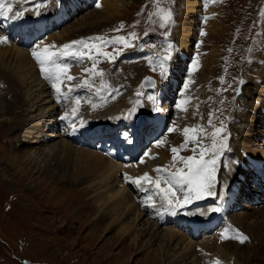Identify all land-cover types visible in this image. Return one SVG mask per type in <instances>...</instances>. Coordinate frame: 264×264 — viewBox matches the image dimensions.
I'll return each instance as SVG.
<instances>
[{"label": "rangeland", "instance_id": "obj_1", "mask_svg": "<svg viewBox=\"0 0 264 264\" xmlns=\"http://www.w3.org/2000/svg\"><path fill=\"white\" fill-rule=\"evenodd\" d=\"M15 1L14 4L16 6H20L25 3L24 6H22L23 8L20 7V9L27 8L29 12L33 10L43 11L44 9L42 8L49 9L53 4H57V0H47L41 3V7L37 9V7L35 8V5H33V0ZM80 1L81 3L86 2L89 5L88 9L78 12L80 9H76V7H79L80 4H76L72 11V14L75 12L76 15H72L74 17L70 18L71 12L68 13L67 18L64 19L61 27L59 25L54 29V31L61 29L64 31V33H71L73 30L76 32L80 31L81 29L92 30V32L87 33V36L85 37H81L84 35L83 33H77L76 35L78 36L76 38L75 35V37H73L74 40H79L81 38H86L93 35H104L106 37L126 35L129 32L135 31L140 37V39L136 42L138 45L136 48L148 51H146V53H144V51L138 50L127 51L122 56L118 57L115 64L109 63L107 60L101 57L97 67L99 69H103L106 74L104 80L109 85L108 89L104 91L103 96L108 97V93L111 92L112 89H118V96H123L127 103L130 104V107L125 111L126 114L127 111L134 106V102L137 99L136 92L139 89L144 93V95L139 97L142 105L138 106V109L144 110L145 107L147 108L151 105L152 107L154 105L155 108L160 109L167 106V114L165 113L167 124L165 121L164 124L170 125V122L173 121L179 126L180 129H183L186 125L197 123L207 124L208 113L210 111L219 109L220 111L216 112L218 119L215 122L217 126H219L220 120L225 121L227 124V131L231 133L229 144L232 154L233 148L236 147L238 150L237 153H234V155H239L242 162L250 161L264 164V154H262L264 153V148L261 151L263 157L255 156L252 153L253 150L258 149L260 145L264 147V111L259 105V103L264 104V63H261L264 62V50H262L264 49V24H259V26L253 27L254 22H258L260 19L261 9L264 8V0H199L202 4V8L199 21L197 22V27L200 29L201 24L205 21L203 17H207V8L208 6H211L213 9L217 10V21L219 28L215 31L205 32L206 35L203 36H201L199 33L197 40L193 39V41L190 42H193V45L191 50L183 58L182 62L179 63L176 59V55H174V59L171 62L169 77H172L171 80H174L175 82L169 83L168 79L163 84L159 78V71H152V68L149 66L147 60L144 59L146 55L159 50L158 46L163 39L159 35L160 29L158 26L151 24L148 20L149 12L153 11L152 0H119L122 3L119 7L120 10L118 14L112 16L111 18L98 17L97 19H92L91 24H85L84 28L80 27L81 29L77 24L79 20H81L87 14H100L98 13L100 11L95 6L99 0ZM14 4L13 7L17 8ZM172 11L175 14L176 26L172 29L171 40H173L175 44L178 45L179 40L176 41V38L182 25V0H174V3L172 4ZM2 21H5V17L4 20L2 19ZM137 21H139V23H137ZM121 23L124 24V28L120 32L113 31V29L119 28ZM34 28L36 27H30L26 30L29 31L28 33H31L34 31ZM153 29H155V31H153ZM6 32L7 28L2 30L0 29V33L5 34ZM51 32L52 27L47 26L42 32H40L41 34L38 33L34 37L30 35L32 41L27 44V46L32 47L39 42L46 40L45 38H47V35L49 36L53 34V32ZM145 32H148L147 36L144 35ZM28 33L27 31L23 33L24 40H26ZM6 34L9 40L13 42H17L16 38H19V35L22 36V34H18V31L13 32L12 36H10L9 33ZM57 41L59 40L57 39ZM19 42L20 38L18 40V43ZM18 43L17 46H22L21 42L19 44ZM149 45H157V48H151ZM250 47L253 49L251 54L248 51ZM112 48L113 46H109L105 49V51L111 52ZM229 49L232 51L229 52ZM249 56L251 57L252 62H248ZM190 58L192 60L198 59L199 64L197 70L191 74V79L194 81V83L186 92H184L183 83L188 78V70L191 66V63H189L191 62ZM10 64L11 66L13 65L11 62L9 65ZM91 64L92 62L89 60H85L82 63L78 62V71H80L74 80V82L76 81L75 83H79L78 81H80L82 78L89 76V74L85 73L83 69L90 68ZM133 68H137L139 73L138 76H136V74L133 72ZM3 69L7 70L3 66H0V264H113L109 256H112L114 253H116V251L117 253L120 251V248H118V245L116 244L117 240L114 242L115 246H113L110 250H108V248L97 250V248H99L98 246L101 244H98L97 241H107L113 236V238L117 239L115 233L117 230L116 227L113 226V228H111V230L114 231H110V233H112L111 236L110 233L106 231L102 233L98 239L91 240L89 236L91 235V226L85 225L84 228L83 221H81L84 220L86 222L87 220L96 217V210H102L96 205L97 195H95L96 192L100 191V189H97L100 185L91 183L85 187L84 184H81L78 189L76 187L74 188L70 176H67V174L63 175L62 173V170L65 169L62 168L60 170H56L55 168H57L58 164L56 163V166L54 167L55 162L45 156V151L49 145H53L55 143H57L55 145H58V143L60 144L62 142V134L64 133L62 125L59 122L57 123L54 121L56 122L57 127L55 129L51 127L49 130L45 132L43 131L42 135L44 136L39 135L40 137L35 139V135L33 136L32 133L31 135H28L32 129V117L34 115L36 116L43 115L45 113H54V115L50 117L51 119L47 121L59 119L58 116L67 113L65 110H69L68 107L70 106V101H72L71 98L74 99L76 96H79L81 97V100H83L84 98L90 97L94 101H97L98 97L95 96L94 91H90L87 88H80L78 93L73 95L69 94V99H66V101L62 100L61 102L56 101L57 103H54L52 99L54 100L53 97L55 91H51L46 87L51 84L45 82L46 86H44L37 85L36 81L29 83V81L34 79L33 76L36 77L38 73L35 69L30 70L29 76H27L25 81H23L24 83H17V85H13L12 81H8V75H10V72L1 71ZM145 75L154 76L158 82L157 86L166 85L167 87L165 92L161 95V98L155 101V104L152 103V101H149L147 96H156V93L146 92L153 89L144 90L141 88L140 80ZM10 76L15 79L14 73H12ZM3 77H5V79ZM221 77L223 78V81H221ZM239 77L244 78L246 83L243 85V88L241 87L242 94L236 96L233 89L237 87V80ZM94 84L96 87H99L101 85V79L97 77L94 80ZM238 87H240V85H238ZM39 89L40 91L42 89L46 94L41 95V93H43L42 91L38 93ZM218 89L227 90L217 91ZM182 92L188 93V96L194 97L193 100L195 103L192 102V110L195 111L196 105H199V113L203 116V119H201L200 115H197L196 117H191L189 121H184L186 120V117L183 115L184 112H180L175 108V104L178 100L186 98V96L181 95ZM17 93H22L21 97H16ZM234 96L235 99H233ZM34 97H38V104L37 102L35 104L32 103ZM260 97H263V100H261ZM48 98L50 100H47ZM107 99H109V102L112 101L110 97ZM20 101H22V103H19ZM221 101H223V103H221ZM15 103L20 106L19 109L22 112V120H25L24 123L27 130L25 137L21 138L16 133L19 130L16 131L15 129L17 122H15V118H13L14 113H12V115L10 113L11 104ZM63 106L65 107L63 108ZM252 107L254 108L256 118L249 126L247 133H244V128L246 129V126L249 124V122H251L250 116L253 114H251L250 111L253 109ZM31 108L32 111L30 110ZM34 111L35 113H32ZM43 121L44 119L42 122ZM36 122L38 123V121ZM155 127L158 128L157 131L159 133L154 131ZM140 128L142 131V141L146 139L148 134V138L143 150H148L151 148L152 145L155 144L156 140L161 138L165 139V137L162 135L163 132L165 133V131H163L162 128L160 129L157 124L153 125L147 122L142 124ZM22 131L25 132L24 130ZM115 133L119 134L118 131ZM48 134H55L56 136L50 137ZM78 134L79 135L77 139H79V137L80 139L75 140V143H79V145L83 146H86L90 143L88 137H82L80 133ZM157 134L161 137L158 138ZM150 135L155 136L153 138L155 141H151L152 137H150ZM149 141H151V143L153 142L150 144V146L148 145ZM169 142L172 143L167 139V143ZM205 142L207 143V141ZM20 151L26 152L30 157L27 159L26 157L23 158V165H20L18 158L15 157ZM168 151L171 153L170 150ZM191 154L192 153L188 151L186 155ZM232 154L229 155V153L227 154V152H225V154L221 157L218 172L219 182H221L222 178H224V173L228 171V159L230 156L233 157ZM141 156L142 154H140L139 158ZM155 160V158L154 160L152 158V161ZM45 166L50 167L51 170L55 172L54 174L56 178H58L56 179L58 183L54 186L55 188L53 185L52 187L46 186L45 189L42 188V183L40 185V182L37 183L34 181L31 178L32 174L26 177L24 175V171L22 170L23 168L25 169L31 167L33 171L36 168H38L39 171H43L45 170ZM159 167H161V165H159ZM251 170L252 169L249 168V166H246L244 170L239 171V175L243 178L241 180L244 182L245 186L241 188V183L229 184V189L222 198L224 199L225 207L221 208L220 213L222 216L221 220L219 221H224V217L228 221L225 219L223 226L219 228L218 226L220 223H217V226L212 229H208L209 231L206 229V231L203 229L202 231L200 230L197 233V238H195L198 242V240L202 237H213L216 235L215 237L220 240V236L218 235L221 234L223 229L229 228L227 226L229 224H231L229 225L231 226V229L241 230L238 228V223L233 219L236 214H244V217L251 216L249 219L244 220L243 223V233L249 237L248 241L241 244L236 239L225 240L226 243L233 242V244L232 252H230L231 254L225 253V259L227 261H225V263L221 261L222 264H229V262H231L230 264H264V259H261L258 256L256 257L252 252H250L248 255H244L239 249L242 246L250 250L255 246L256 252H258L259 241L253 237L251 232L252 230L259 229L260 226L264 228V219L262 220L259 217V215L264 216V212L262 214L258 212L259 208H264V198L261 196H256L259 195L260 192L257 193V188H254L255 185H253V183H259L260 181L254 178L253 171ZM56 173L58 174L56 175ZM249 174L251 175L250 179L248 176ZM33 177H35V175H33ZM110 183L113 188L117 186V184L112 181ZM238 185H240V189L238 188ZM128 187L129 195H136V192H134L135 188H133V186L131 188L130 186ZM246 188L253 192L254 198H261H258V200H254V198H252L249 199L248 202H240L238 200L240 197V192L245 194ZM231 189H234L235 194H237L234 196L235 198L233 200L230 198L232 196V194H230ZM216 199L217 196L214 200L204 199L197 202L195 205H190V207L187 205L180 211L182 212L186 210L188 212H199L201 214L202 212L204 213L208 207L215 205L213 202ZM88 205H91L93 208L91 214L89 212L87 213L86 211V207H88ZM227 205H229V207ZM232 208L234 209L232 210ZM230 210H232V212ZM228 211L229 213H227ZM253 214H255V216ZM209 215L210 213L203 214V216ZM212 217L213 216H211L210 219H212ZM133 219L136 220V223H134L136 224L135 230H133L134 232H132L131 235L123 237V241L129 245L131 242V237L136 232L139 233V236L137 237L138 239L141 238L143 241L147 239L146 243L149 242V240L154 241L149 238V235L151 237L155 229H159V224H156L157 226H154L153 228L151 223H154V221H152L153 219H147V216L144 215L136 218L134 215H131V217L128 219L129 223H131ZM166 223L168 224L163 225V227L170 226L169 223L171 222L168 220ZM233 223H235V226ZM177 227L175 228L179 229L180 225ZM187 229L188 226H185V228H181V231L184 232ZM228 235H233L231 230L229 231ZM179 238L180 236H176V239ZM259 239L264 240V231L261 233ZM152 246V250L149 251L152 253V256H155L153 253L156 252H158L159 255V250L157 251L156 245L152 243ZM163 250L165 251V248H163ZM181 250L182 245L179 246L175 252L183 254ZM198 252H194L195 254H192L194 258L192 255H188L186 258H181L179 256L180 259L184 260L183 263H181L180 259H177L174 262L176 264H204L198 259ZM97 255H99L102 260L108 257L107 261H101ZM142 257L143 256L140 254H130L129 257H126V259L128 258L126 260L125 256H121V258L115 261L114 264H149L150 261H153L146 259V263L144 260L139 262V259ZM204 257L208 260V263L206 264H212V261H215L214 258H211L207 255H204ZM163 263L164 262H161V264Z\"/></svg>", "mask_w": 264, "mask_h": 264}, {"label": "bare ground", "instance_id": "obj_2", "mask_svg": "<svg viewBox=\"0 0 264 264\" xmlns=\"http://www.w3.org/2000/svg\"><path fill=\"white\" fill-rule=\"evenodd\" d=\"M56 2L57 4H53L49 9L42 8L44 9L43 11L33 10L29 12L27 8L20 9V8L13 7V13L9 14L8 18H5L6 28H7L6 33H9L10 36H12L13 32L15 31H18L20 33H24L25 31L29 32L26 29L30 27L31 28L36 27L35 29L37 33H40L45 29V27L50 26L51 24H54V29L58 27L59 25L61 27L62 22L64 21V19L67 18V14L73 11V8H75L76 4L81 5L80 0H57ZM97 3L101 5L99 8L97 7L100 11L98 13L100 14L93 13L94 15L91 14L92 17L90 14L85 15L81 20L77 22L79 28L80 27L84 28L85 24H91L92 19H97L98 17L111 18L112 16L118 14L120 10L119 7L122 2L119 0H99ZM182 6H183L182 25L180 27V30L176 38V41L179 40L178 45L176 44L178 48V56H176V59L178 60L179 63L182 62L183 58L191 50L193 42L192 43L190 42L193 41V39L197 40L201 30H203L204 32H208V31L211 32L219 28L218 21H217L218 20L217 10L213 9L211 6H208L207 8V11H206L207 20L201 24L200 29L197 27V22L199 21V16L201 13V8H202L201 2L199 0H182ZM17 11H24V15L15 20L11 19V15H13ZM37 12H39V15H37ZM2 19L4 20V16H0V21H2ZM50 27L53 28V26H50ZM89 32H92V30H82L81 29L80 31H77V32L73 30L71 31V33H67V32L64 33V31H62L61 29L55 30L53 34L49 36L47 35V38H45L46 40L42 39L43 41L39 42L38 44H40L41 46L48 45V44H55L57 47H59L60 45L73 41L74 40L73 37H75L77 33L78 34L83 33L84 35L81 37H85L87 36L86 34ZM6 33L5 34L0 33V36H6L7 35ZM77 36L78 35H76V38ZM24 37H25V34H24ZM57 39L59 41H57ZM31 40L32 38L28 34L26 40H24L23 38V40L21 41L22 46L20 47L17 46L18 40L17 42L15 41L13 42L9 40V38L6 43H0V66H3L5 69L8 70L7 71L3 69L1 71L10 72V75L14 73L15 79L11 77L10 75H8L9 76L8 81L9 82L12 81L13 85H17V83L21 84V82L24 83L23 81H25L26 77L29 76L30 70L32 69H35L38 73L36 77L33 76L34 79L32 81H29V83L36 81L37 85L46 86L45 85L46 83L51 84V82L46 80L45 77L41 74L39 65L37 64L36 60L33 58L31 54L34 46L32 47L27 46V44H29ZM64 59L66 60V62L72 65L69 70V74L74 77H77L78 76L77 74L80 71V70L78 71V68H79L78 62L73 60L72 58H64ZM10 62L13 64L12 66L11 64L9 65ZM132 70L136 74V76L139 75L137 68H133ZM3 78L5 79V77ZM168 79H169L168 80L169 83L175 82L174 80H171L172 77H169ZM75 82L71 81V82H66V83L76 84ZM46 87L49 88L51 91H54L51 85H48ZM166 88H167L166 85L164 86L158 85L156 89L148 90L146 92L156 93V97L158 96L157 100H159L161 98V95L165 92ZM79 89L80 88L75 89V91L70 94L73 95V94L78 93ZM41 91L43 92L42 89ZM41 91L39 89L38 93ZM104 91H102L101 95L104 94ZM21 94L17 93L16 97H21ZM44 94L46 93L45 92L41 93V95H44ZM184 96L188 97V93H184ZM53 98L54 100L52 99V101L54 103H57L55 94ZM33 99L34 100L32 103L35 104L37 102L38 104V101H39L38 97H34ZM47 100H50V99L48 98ZM71 100L72 101H70L71 102L70 106L69 107L67 106L69 110H65L67 112L65 113L67 114L66 119H62V117H64L65 114H61L60 116H58L59 119H55L51 121H47V120H50L51 119L50 117L54 115V113H49V114L45 113L43 115H36V116L34 115L32 117V120H33L32 126H31L32 129L28 128V129H31V131L29 132L30 134L28 133V135H31L32 133L33 136L35 135V139L39 138L40 137L39 135H42L43 131L45 132L49 130L51 127L55 129L57 127L56 122L57 123L59 122L63 127L64 133L62 134V137L64 140L62 139V142L60 144L58 143V145H55L57 144L55 143L53 145H49L48 148L46 147L47 150L45 151V156L47 158L52 159L55 162L54 167L56 166V163L58 164L57 168H55L56 170H60L62 168L65 169V170H62L63 171L62 173L63 175L67 174V176L68 175L70 176L71 182L73 183L72 185L74 188L76 187L78 189V187L81 184H84L85 187L86 185H89L91 183L95 185H100L97 188V189H100V191L96 192L95 195H97L96 205L100 207V209L102 210L101 211H99L98 209L96 210V215H95L96 217L89 219L86 222L84 220H81V221H83L84 228H85V225L91 226V235H89L91 240L98 239L99 236L106 231L108 233H110V231L114 232L113 230H111L113 226H115L117 229L115 232L117 239L113 238L114 237L113 236L111 239L107 241L98 240L97 243L98 244L101 243V244L98 246L99 248H97V250L106 249V248L110 250L113 246H115L114 242L115 240H117L116 244L118 245V248H120L119 249L120 251L118 253L116 251V253H114L112 256H109L113 264L115 261L119 260L121 256L123 257L125 256V259H126V257L130 256V254L131 255L133 254L142 255L143 257L139 259V262L142 260L145 261L146 259H148V260H153V261H150L149 264H161V262H164L165 264H176L174 261H176L177 259H180L179 256L181 258H186L188 255L195 254L194 252H198V251H199L198 259L200 260V262L204 264L208 263V260L204 257V255L214 258V260L218 258L220 261L225 263V261H227L225 259V256H226L225 253L232 252L233 242L226 243L225 240L222 241L220 237H219L220 240H218L215 237L216 235L213 237L212 236L204 237V238L202 237L201 239L198 240V242L196 241L195 238H197L196 237L197 233L200 230L202 231V229L204 230L212 229L215 226H217V223L221 222L219 221L221 220V216H222L220 211L211 212L209 211V209L212 207H220V209L225 207L224 199L222 198L227 193L229 189V184H233V183L243 184L244 183L241 180L243 178L239 175V171L244 170L246 166H249V168L252 169L251 171H253L254 178L260 181L259 183L258 182L253 183V185H255L254 188H257V193L260 192V194L256 196L262 195L261 191H264V187H263L264 185V164L250 162V161L242 162L239 155H234V153H237V150H238L236 147H234L233 154H232L233 157L230 156L231 158L229 157L228 159L229 161V164L227 165L229 166L228 171L227 172L225 171L226 173H224V178H222V181L219 182L216 186L217 188L216 191L218 193V196H217V199L213 202L215 203V205H212L208 208L206 207L207 210L204 211V213L202 212L200 214L199 212H188L186 210L181 212L179 210L176 215H172L171 213L164 211L163 209L160 208V198L158 196L157 197L154 196V199L156 201L155 209L151 207H146L143 205V201L146 199L148 195L151 194V192H145L142 189L138 188L136 185L125 182L123 174L127 173L130 176L135 177V176H140L143 173L147 172L151 176L155 177L157 173L153 170L157 168L159 165H161V167L170 166V161L172 159V153H169L168 150H170L171 146H174L175 144L179 145L183 141V137L178 132H173V133L167 132V129L173 125L172 123L173 121L170 122L171 123L170 125L164 124V119L166 118V114H167L166 113L167 106L161 109L158 108L159 111H153V108H155L154 105L153 107L152 105L147 108L145 107L144 110L142 109L140 110L137 108L136 114L131 119H123V118L117 119V117H121L122 113L125 114V111L130 107L129 106L130 104L127 103V101L124 99L123 96L116 95V98L114 100L112 99L111 102H109V99H107V102L104 103L102 107H99L96 110H92L90 104H86L83 102V100H81L80 110L76 114V116H72L71 114V109L73 107V99L71 98ZM261 100H263V97L261 98ZM94 102L99 103L100 102L99 98L97 101H94ZM192 102H194V100H192ZM192 102L189 105L188 112L183 113V115L186 117L185 118L186 120H184L185 122L189 121L190 118L193 117V110H192L193 103ZM19 103H22V101H20ZM259 105L260 107L263 108V111H264V104L259 103ZM64 107L65 106H63V108ZM19 108L20 106H18L16 103L11 104L10 113L11 115L12 113H14L13 118H15V122H17V126L15 129L16 131L19 130L16 133L21 138V137H25L27 130H26L25 123H24L25 120L24 119H23L24 121L22 120V112ZM32 108L30 109L31 111H32ZM32 113H35V111ZM250 113L253 114L250 116L251 122H249V124L246 126L247 127L246 129L244 128V133L245 132L247 133L249 126L252 124V122L256 118L254 108L250 111ZM81 118H83V120L86 122L83 127H80ZM43 119L44 121L42 122ZM36 121H38V123ZM147 122L153 125L157 124L160 129L162 128L163 131H165V133L163 132L162 135L168 140H170L172 143L170 142H169L170 144L166 143L165 145L161 147H156L155 144H153L152 147L149 148L148 150H143V147L145 146L147 138H148V134L146 136V139L142 141L143 138L141 139L142 131H141L140 126ZM73 123H75L76 125L78 124L77 125L78 130L75 132H73V129L71 127ZM181 124H184V123H181ZM135 128H136V131H135ZM154 129H155L154 131L158 130V128L156 127ZM22 130H24L25 132H23ZM117 131L119 132V134L115 133ZM78 133H80L82 137H89L90 144L83 146V145H79V143L78 144L75 143L74 138L76 140L80 139V137L79 139H77L79 135ZM124 133H127L128 138L131 140V142L126 141L125 136L123 135ZM48 136L55 137L56 135L48 134ZM263 148L264 147L260 145L258 149L253 150L252 153L255 156L263 157L262 154L264 153L261 154V151L263 150ZM146 151L150 152V155L147 157L144 156V153ZM187 153H188V150H182L180 154L186 155ZM140 154H142V156L139 158ZM15 157L18 158L20 165H23L22 161L24 157H26V159L30 158L26 152H21V151L18 154H16ZM142 157L145 160V163L143 164L139 162V159H141ZM152 157H155L156 160L152 161ZM177 166H181V165L178 164ZM22 170L24 171L25 173L24 175L26 177L32 174L31 178L37 183L40 182V185L42 183L41 187L44 189L46 188V186L52 187L53 185L54 187L58 183V181H56V179L58 178H56L54 174L55 172L51 170L50 167L45 166V170L43 171H39L38 168H36L33 171L31 167L25 168V169L23 168ZM171 170L175 171V168H172ZM58 173H56V175ZM33 175H35V177H33ZM111 181L116 183L117 186L113 188L110 183ZM128 186H130V188L132 186L133 188H135L134 192H136V195H129ZM230 194H232V196L230 197L232 200L235 198L234 196L237 195L235 194L234 189L230 190ZM199 201H194L192 204H189L188 206L190 207V205H195ZM227 206L229 207V205ZM86 211L87 213L89 212L91 214V211H93L92 206L88 205V207H86ZM258 212L262 214L264 212V208H259ZM206 213H210V215L203 216V214H206ZM131 215H134L135 218L141 215H144V216H147V219L149 218L153 219L152 221H154V223L151 222L153 228L154 226H157L159 224L158 225L159 229L158 228L155 229L151 237L149 235V238H151L154 241L149 240V242L146 243L147 239L144 241L141 238L138 239L137 237L139 236V233L137 232L134 233V235L131 237L130 239L131 242L129 243V245L125 241H123L122 239L123 237L131 235L132 232H134L133 230H135L136 224L134 223H136L135 222L136 220L133 219L131 223H129L128 221ZM253 215L255 216V214ZM211 216H213L212 219H210ZM244 216H245L244 214L243 215L236 214L233 217L234 221H236L239 225L238 228L241 229L239 230L240 232H244L243 231L244 220L249 219V217H251V216L249 217H244ZM259 217L262 220L264 219V216L259 215ZM168 220L171 222L169 223L170 226L163 227V225L168 224L166 223L168 222ZM226 221L228 220L226 219ZM179 225L180 227L179 229H177L178 228L177 226ZM186 225L188 226V229H187L188 231L185 230L184 232H182L181 228L182 227L185 228ZM229 225L227 226L229 227ZM233 225L235 226V223H233ZM262 230L264 231V228L260 226L259 229L252 230L251 232L253 237L258 239L257 241H259L258 252H256L255 246L253 247V249H250V250L241 246L239 249L244 255H248L250 252H252L253 255H255L256 257L258 256L259 258L264 259V240L259 239L261 233L263 232ZM214 232H217V231H214ZM111 234L112 233H110V236ZM176 236L177 237L180 236V238L176 239ZM152 243L156 245L157 251L159 250V255H158V252H156V253H153V255L155 256H152V253L149 252L152 250V247H153ZM181 245H182L181 252H183V254H179V252H175V250L178 249V247ZM163 248H165V251L163 250ZM156 256H158L159 258ZM97 257L103 262H106L108 258L106 257L105 259L102 260V258L99 255H97ZM180 260H181V263H183L184 260L183 259H180ZM230 263L231 262H229V264ZM119 264H127V263H119ZM212 264H213V261H212Z\"/></svg>", "mask_w": 264, "mask_h": 264}, {"label": "snow or ice", "instance_id": "obj_3", "mask_svg": "<svg viewBox=\"0 0 264 264\" xmlns=\"http://www.w3.org/2000/svg\"><path fill=\"white\" fill-rule=\"evenodd\" d=\"M153 11L149 12L148 20L151 24L157 25L160 29L159 35L163 38L160 43L159 50L146 55L144 59L147 60L152 71H159V78L163 84L169 78L171 62L174 59V55L178 56L177 46L173 40H171L172 29L176 26L175 14L172 11V4L174 0H152ZM14 0H0V16L5 18L9 17V14L13 13ZM99 3L96 7H100ZM37 9L41 5L36 6ZM24 15V11H17L11 15V19L15 20ZM39 15V12H37ZM206 21L207 17H203ZM139 23V21H137ZM264 24V8L261 9L260 19L258 22H254L253 27ZM124 28V24L121 23L119 28L113 29L115 32H120ZM155 31V29H153ZM145 36L148 32L144 33ZM200 35H206L201 30ZM140 37L135 31L129 32L126 35H118L106 37L104 35H93L79 40H73L69 43H65L57 47L55 44H48L41 46L37 44L32 49V56L39 65L41 74L46 80L51 82V86L55 91L57 102L66 100L69 98V94L74 92L78 88H87L90 91H94L95 95L99 98L100 102H94L90 97L84 98L83 102L90 104L92 110H96L102 107L107 102V98L115 99L119 94L118 89H112L109 92V96L105 97L101 95L102 91L107 90L109 85L104 80L105 72L103 69L97 67L100 58L107 60L109 63L115 64L118 57L122 56L127 50L138 47L137 41ZM7 36H0V43H6ZM109 46H113L112 51H105ZM151 48H157V45H149ZM55 49V50H53ZM264 50V49H262ZM232 50L229 49V52ZM249 53L253 51L250 47ZM64 58H72L73 60L82 63L85 60L92 62L90 68H84L83 71L88 73L89 76L82 78L79 83L71 84L76 77L69 74L71 64L66 62ZM248 62L251 61L249 56ZM264 63V62H261ZM199 61L193 59L191 66L188 70V78L183 83V90L186 92L190 86L194 83L191 79V74L197 70ZM99 77L101 79V85L96 87L94 80ZM223 81V78H220ZM238 85L243 86L246 81L242 78L237 80ZM148 85L152 89L157 88V83L151 77L145 78V83L141 85V88ZM231 87V86H230ZM66 89V90H65ZM227 89H218L217 91H226ZM236 96L241 94L242 88L236 87L233 89ZM184 92L181 95H184ZM144 93L141 90H137V99L134 102V106L127 111L126 114H121V117L117 119H131L137 112V107L141 106L139 97ZM147 99L155 103L157 97L155 95H148ZM194 97L188 96L184 99L178 100L175 104V108L181 112L187 113L189 105ZM235 99V96L233 97ZM223 103V101H221ZM81 106V97L76 96L73 99V107L71 109L72 116H76ZM153 111H159L158 108H153ZM219 109L210 111L208 113L207 124H192L186 125L183 129L173 122V125L167 129L168 133L178 132L182 135L183 141L179 145L171 146L170 151L172 153V159L170 166L157 167L153 171L157 173L155 177L145 172L140 176H130L127 173L123 174L125 182L136 185L138 188L145 192H151L143 201V205L146 207L156 208V201L154 196L160 198V208L164 211L176 215L179 210L184 209L187 205L192 204L194 201L204 200L206 197L218 196L216 186L219 183L218 172L221 157L225 152L230 151L229 140L231 133L227 131V124L225 121L220 120L219 126L216 124L218 117L216 112ZM197 115L203 116L199 113V105H196V110L193 111V117ZM65 114L62 119H66ZM231 119V118H229ZM86 122L83 118L80 119V127H83ZM73 132L77 131V125L73 123L71 125ZM127 142H131L127 133L123 134ZM207 141V143L205 142ZM167 143V139H159L155 141L156 147H161ZM182 150H188L191 155H181ZM150 152L146 151L144 156L147 157ZM153 159L155 157H152ZM140 163H145L144 158L140 159ZM181 166H177V165ZM175 168V171L171 169ZM179 194V195H178ZM182 197V198H181ZM211 212L221 211L220 207H212L209 209ZM233 235H228L229 231ZM221 240L236 239L241 244L248 241L243 232L238 229L225 228L220 234ZM213 264H222L217 258Z\"/></svg>", "mask_w": 264, "mask_h": 264}, {"label": "water", "instance_id": "obj_4", "mask_svg": "<svg viewBox=\"0 0 264 264\" xmlns=\"http://www.w3.org/2000/svg\"><path fill=\"white\" fill-rule=\"evenodd\" d=\"M145 78H146V77H145ZM145 78H142V80H141V83H142V84H144V83H145ZM152 79H153V78H152ZM153 80H154V79H153ZM144 87H150V86H148V85H146V84H145V86H144Z\"/></svg>", "mask_w": 264, "mask_h": 264}]
</instances>
